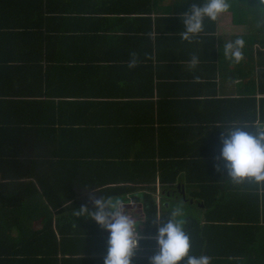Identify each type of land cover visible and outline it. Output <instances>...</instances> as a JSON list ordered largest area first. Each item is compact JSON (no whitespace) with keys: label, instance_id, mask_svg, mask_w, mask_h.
Wrapping results in <instances>:
<instances>
[{"label":"crops","instance_id":"obj_1","mask_svg":"<svg viewBox=\"0 0 264 264\" xmlns=\"http://www.w3.org/2000/svg\"><path fill=\"white\" fill-rule=\"evenodd\" d=\"M203 2L204 0H0V84L7 88L22 87L17 69L28 63L34 69L41 66L45 72L48 65L46 58L69 59L66 66L78 65L81 70L91 67L90 76L80 73L81 76L69 84L71 87L59 89V92L64 93L71 91L73 87L77 93L96 94L88 96V99H92L88 101L93 108L90 124L99 129L76 130V139L80 138L78 134L85 136L77 146L76 155L106 159L100 160V163L117 162L122 156L130 157L131 160L136 151H130V154L121 151L115 141L122 136L120 133L124 131L121 129L130 124L132 113L139 117L136 122L153 124L155 128H158V116L162 120H179L193 129L187 135L188 142L186 146L176 150L166 144L164 152L186 155L177 160L173 155L170 158L174 171L182 173L173 184L174 189L182 195V204H196L198 209L202 208V203L194 200L190 193H197L200 188L205 190L207 187L224 190L219 191V196L234 201L239 195L242 197L245 194L241 191L245 186L260 188L262 202L264 192L261 189L264 183L246 185L230 181L215 182L208 186L199 182L197 167L204 169L202 174L214 171L213 162L219 156L215 153L216 147L213 149L208 141L216 139L221 142L222 133L227 135L231 128L240 127L243 120L242 115L233 112L235 104L232 101H225V107H216L210 103L215 99L222 101L252 97L257 100V110L260 111L261 101L264 100L260 84L261 73L264 72V22L256 23L251 17L240 14L249 8L246 0H229V11L221 14L216 23H204L203 31L192 36L190 41H185L180 36L185 30L183 23L161 21L182 16L190 11L193 4L202 5ZM148 11L152 23L139 21L137 13ZM239 19L242 23H237ZM237 38L245 41L244 59L239 64L225 57L223 47ZM193 57L199 61L195 66L191 64ZM132 59L136 60V66L130 68L128 65ZM78 61L83 62L77 64ZM8 75L10 78H7ZM30 87L38 88L36 83ZM56 100L58 106L66 103L59 102L65 100L63 98ZM147 101L151 103V110H147ZM139 104L145 106H136ZM169 108L172 109L171 115L167 114ZM254 124L257 128H263L259 120ZM59 136L62 137L61 133ZM167 138L170 139L166 137V140ZM137 143L132 144L133 149L137 147ZM182 159L190 164L181 163L184 161ZM106 163L94 173L93 170L85 172L84 174L94 177L87 178L86 182L99 188L114 187L115 177L118 179L122 175L119 176V169L113 171L115 176L106 175L105 171L111 170L105 167ZM222 171L220 167V172ZM185 173L189 174L188 177ZM155 184L158 190V180ZM167 195L169 196L168 193ZM157 197L158 203L159 195ZM128 204L141 205L132 202L125 205ZM165 206L167 207L166 204ZM182 211L181 217L185 222L190 216H184L186 210ZM49 212L51 213L46 216L37 214L25 217L28 232L34 233H24L26 238L21 236L22 229L11 224L12 233L8 234L15 243H0V252L17 250L18 254L13 257L14 264H35L37 259L45 257L30 243L31 237L43 231L45 217L50 218L57 240L61 238L65 225L63 222L57 223L64 216V211ZM10 215L6 214L7 219ZM0 217L3 218L1 214ZM6 224L0 222V242L6 232ZM20 237L29 243L20 242L24 241ZM42 249L47 253L52 250L50 246L44 245ZM56 259L59 260L58 257Z\"/></svg>","mask_w":264,"mask_h":264},{"label":"trees","instance_id":"obj_2","mask_svg":"<svg viewBox=\"0 0 264 264\" xmlns=\"http://www.w3.org/2000/svg\"><path fill=\"white\" fill-rule=\"evenodd\" d=\"M246 1L249 8L240 14L251 17L256 23L264 22V15L259 11L264 5H260V0ZM149 13H137L138 20L152 23ZM161 21L183 23V16ZM240 22L242 23L239 19L237 23ZM204 23L216 21L205 18ZM52 59L46 58L48 65L45 72L41 66L34 69L28 63L19 67L17 75L20 83H23L22 87L7 88L0 84V214L3 216L0 217V222L7 223V234L3 233L0 243H15L9 235L12 233L11 224L22 229L21 236L25 237L23 234L28 232L25 220L27 215L46 216L51 210H62L65 214L57 223L63 222L65 225L59 240L51 228L50 218L46 217L43 219V231L31 237L30 243L45 256L37 259L35 264H103V258L107 255L109 233L94 221L74 215L73 209L78 210L81 205H87L91 209L92 199L113 197L121 199L124 205L132 202L141 203L142 206L141 212L127 209L131 218L135 221L138 219V231L144 235L133 264H148L149 259L159 252L156 241L157 223L154 222L166 223L172 209L176 207L186 210L184 216H190L184 222V231L190 237L189 255H207L211 258V264H264V200L260 202V188L245 186L241 190L245 194L242 197L239 195L234 201L219 196V191L224 190L216 187H207L205 190L200 188L199 192L190 193V196L201 202L202 208L198 209L196 204L183 206L182 195L173 186L182 173L174 171L170 158L173 155L177 160L186 155L164 152L166 144L176 150L186 146L188 142L187 135L193 129L179 120H162L158 116V128H155L153 124L136 122L139 117L132 113L130 124L121 129L124 132L120 133L122 136L115 143L119 150L129 154L135 150V154H132L131 160L130 157L122 156L117 162H105V167L111 169L105 171L106 175L115 176L113 171L119 169V176H122L118 179L115 177L112 188H99L86 182L87 178L94 177L84 173L98 171L105 164L100 163V160H106L97 156L76 155L77 146L85 139L81 134L76 139V130L99 129L90 124L93 108L88 101L92 100L88 96L96 94L77 93L73 87L71 91L64 93L59 92V89L71 87L69 84L81 76L80 73L90 76L91 67L81 70L78 65L66 66L69 59ZM80 62L83 61H78L77 64ZM7 78H10L9 75ZM261 78V90L264 91V72L261 73ZM34 83L38 88L30 87ZM57 98L65 99L59 102L66 103L58 106L55 103ZM225 101H232L235 105H229H234L233 112L243 116L240 127L255 132L258 128L254 122L259 120L264 128V100L261 101L260 111L257 110V100L252 97L222 101L215 99L210 105L222 107L227 105ZM145 105L147 110H151L150 101ZM167 114L171 115L172 109H167ZM166 137L170 139L166 140ZM208 142L213 149L216 147L215 153L220 156V140L212 139ZM136 143L137 147L133 149L132 144ZM211 159L215 160L214 157ZM182 160L184 161L181 163L190 164L186 159ZM213 165L214 171L204 174V169L197 167L199 182L209 186L215 182L232 181L222 161L215 160ZM217 166L223 171H217ZM185 174L188 177L189 174ZM157 180L158 190L155 184ZM243 183L255 184L248 180ZM261 191L264 192V186ZM6 214H11L9 219ZM23 237L19 238L24 240L20 242L28 244L26 237ZM43 245L50 246L52 250L45 252ZM7 251L12 255L0 252V264H14L13 257L18 251ZM180 264H187V260L184 258Z\"/></svg>","mask_w":264,"mask_h":264},{"label":"clouds","instance_id":"obj_3","mask_svg":"<svg viewBox=\"0 0 264 264\" xmlns=\"http://www.w3.org/2000/svg\"><path fill=\"white\" fill-rule=\"evenodd\" d=\"M260 4L264 5V0H260ZM230 7L229 0H204L202 5L193 4L188 13L182 14L185 30L180 33L181 38L190 41L192 36L203 31L205 18L216 21ZM259 11L264 15V8ZM223 47L226 58L236 64L243 61L245 41L242 38L230 41ZM198 62L195 57L191 60L193 66ZM128 66L135 67L136 60L132 59ZM221 144V153L216 159L224 162V169L233 183L240 184L245 180L264 183V128L250 132L244 127H233L227 135L222 133ZM217 171H220L219 166ZM91 203V209L81 205L78 210L73 209V214L94 221L109 233L103 264H133L144 235L138 231L136 221L129 216L124 202L119 198L100 197L92 199ZM182 215V209L176 207L172 209L166 223L154 222L157 223L159 252L149 259L148 264H180L185 257L187 264H211V258L207 255H189L190 237L184 231V221L178 219Z\"/></svg>","mask_w":264,"mask_h":264},{"label":"water","instance_id":"obj_4","mask_svg":"<svg viewBox=\"0 0 264 264\" xmlns=\"http://www.w3.org/2000/svg\"><path fill=\"white\" fill-rule=\"evenodd\" d=\"M125 208L126 209H131V210L138 209L137 212H141V205H139V204H128V205H125Z\"/></svg>","mask_w":264,"mask_h":264},{"label":"rangeland","instance_id":"obj_5","mask_svg":"<svg viewBox=\"0 0 264 264\" xmlns=\"http://www.w3.org/2000/svg\"><path fill=\"white\" fill-rule=\"evenodd\" d=\"M183 206H186V204L184 205L183 204ZM189 206V205H188ZM137 219V218H136ZM179 219H182V217H179ZM136 224H137V229H138V226H139V221H138V219L136 220Z\"/></svg>","mask_w":264,"mask_h":264}]
</instances>
